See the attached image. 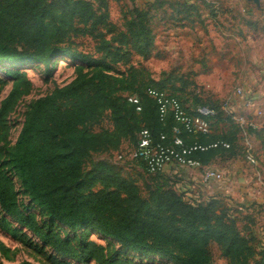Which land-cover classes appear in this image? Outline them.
<instances>
[{
  "label": "trees",
  "instance_id": "1",
  "mask_svg": "<svg viewBox=\"0 0 264 264\" xmlns=\"http://www.w3.org/2000/svg\"><path fill=\"white\" fill-rule=\"evenodd\" d=\"M164 5L163 0L135 5L122 30L110 17L108 0H0V65L14 79L0 103V227L33 247L47 264H142L133 255L172 264H215V249L227 264H264V248L239 228L217 197L192 203L168 183L165 173H151L142 162L158 180L146 185L145 194L115 163L93 159L94 154L119 151L126 140L135 146L143 129L154 140L161 134L171 139L180 125L172 115L160 119L148 90H166L184 104L183 90L175 85L182 76L169 74L167 79L174 80L168 88L148 67L132 61L135 55L142 61L150 57L155 44L151 10L166 9ZM168 8L170 16L164 13L161 19L178 22L188 20L195 9L178 0ZM65 57L80 61L75 77L29 104L17 139L10 143L9 115L31 87L26 74L10 66L43 64L50 75L52 63ZM197 101L192 109L184 105L190 113L200 106L214 109L212 133L182 131L181 136L186 142L230 143L228 149L195 154L209 165L216 153L233 149L235 138L215 133L224 119L216 105ZM106 115L112 127L95 129ZM228 117L239 124L232 114ZM20 190L29 198L28 206L20 202ZM113 241L120 246L117 254L108 249L116 246ZM5 251L0 242V264H6Z\"/></svg>",
  "mask_w": 264,
  "mask_h": 264
},
{
  "label": "rangeland",
  "instance_id": "2",
  "mask_svg": "<svg viewBox=\"0 0 264 264\" xmlns=\"http://www.w3.org/2000/svg\"><path fill=\"white\" fill-rule=\"evenodd\" d=\"M151 0H108L110 17L118 29L125 30L131 19L133 7ZM157 0H154L155 2ZM177 0H163L166 9L155 8L151 27L155 34V44L150 57L142 61L138 55L132 57L133 63L140 62L148 67L156 80L162 78L170 87L167 79L173 74L183 80H175V85L182 88L179 94L184 104L194 108L197 99L209 105H216L223 118L215 127V133L235 138L233 149L216 153L209 161V166L225 173L221 181L209 185L197 183L200 169L176 168V173L164 171L166 180L173 185L184 198L192 203L205 202L217 197L226 210L237 218V224L247 235L254 238L259 249L264 248V0L257 6L250 0H200L192 10L189 19L178 22L162 15L171 14L170 3ZM180 1V0H178ZM209 4V5H207ZM166 10V12H164ZM85 49L92 51V45L86 43ZM80 61L65 57L52 63L49 75L43 64H30L21 67L10 66L22 71L30 81L31 87L18 101L9 115L10 143L17 139L29 104L38 97L51 92L53 88L69 83L76 75ZM0 65V103L10 92L14 79ZM91 69L92 66H85ZM172 75V76H173ZM185 82V84H184ZM245 89L244 97L236 96V87ZM251 97L263 114L255 117L259 127L251 130L241 126L229 115L238 111L253 118L252 111L245 109L243 101ZM109 116H105L95 129L111 128ZM134 143L126 140L119 151L94 154L93 159L105 158L115 163L126 176H132L147 193L146 185L158 181L143 168L141 161L131 158ZM256 157L257 163L251 164L246 154ZM122 154L123 158L118 155ZM172 170V169H171ZM170 170V171H171ZM163 179V178H162ZM154 180V181H153ZM20 202L29 204V198L19 191ZM38 213L39 210L35 209ZM0 216L3 212L0 209ZM39 218H44L39 213ZM31 236L28 231H25ZM32 237V236H31ZM104 245L108 241L97 238ZM38 241V239L35 238ZM0 242L4 244L3 261L6 264L30 260L35 264H47L45 257L16 236L8 234L0 227ZM114 242V241H113ZM110 252L117 254L120 246ZM133 258L142 264H172L156 256ZM215 264H227L220 252L214 251Z\"/></svg>",
  "mask_w": 264,
  "mask_h": 264
},
{
  "label": "built area",
  "instance_id": "3",
  "mask_svg": "<svg viewBox=\"0 0 264 264\" xmlns=\"http://www.w3.org/2000/svg\"><path fill=\"white\" fill-rule=\"evenodd\" d=\"M148 93L155 98L158 105L159 117L165 121L168 115L180 124L173 129L174 135L167 139L166 134H161L159 140H154L148 129H143L139 133L137 144L135 145L131 158L141 161L151 173L164 172L169 167L176 171V168L200 169V175L197 183L200 185H209L214 181H221L225 173L205 165L202 160L195 156L197 152H205L215 148H230V143L224 139H216L211 142H186L181 136L182 131L191 134H210L212 133V117L215 115L214 109L207 106L196 108V113H190L186 106L176 97L166 90L149 88ZM236 96L244 97L245 89L241 86L235 89ZM129 101L138 103L135 96H130ZM255 100L247 97L243 104L245 109L252 111V117L235 111L232 117L239 124L256 129L259 127L255 117L261 116L263 111L256 106ZM140 109V107H137ZM118 157L123 158L122 154ZM247 160L251 164H256V157L252 154H246Z\"/></svg>",
  "mask_w": 264,
  "mask_h": 264
},
{
  "label": "crops",
  "instance_id": "4",
  "mask_svg": "<svg viewBox=\"0 0 264 264\" xmlns=\"http://www.w3.org/2000/svg\"><path fill=\"white\" fill-rule=\"evenodd\" d=\"M152 2L154 1V0H151ZM152 2H149V1H147L146 3H144L142 6H145L147 3H152ZM180 2H182V3H186V5H193V7H197L196 6V3H201V1L200 0H180ZM208 5V4H207ZM139 6H141V5H139ZM172 168H168L166 171H168V173L169 172H173V173H176V171H174V170H171ZM171 170V171H170ZM94 237V236H93ZM95 239V238H94Z\"/></svg>",
  "mask_w": 264,
  "mask_h": 264
},
{
  "label": "water",
  "instance_id": "5",
  "mask_svg": "<svg viewBox=\"0 0 264 264\" xmlns=\"http://www.w3.org/2000/svg\"><path fill=\"white\" fill-rule=\"evenodd\" d=\"M250 1H253L257 6L260 5V0H250Z\"/></svg>",
  "mask_w": 264,
  "mask_h": 264
}]
</instances>
